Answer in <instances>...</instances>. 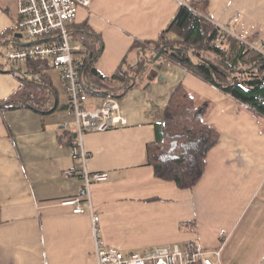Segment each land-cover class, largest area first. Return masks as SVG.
Returning a JSON list of instances; mask_svg holds the SVG:
<instances>
[{
  "label": "crops",
  "instance_id": "1",
  "mask_svg": "<svg viewBox=\"0 0 264 264\" xmlns=\"http://www.w3.org/2000/svg\"><path fill=\"white\" fill-rule=\"evenodd\" d=\"M194 2L215 25L264 46V0ZM182 5L92 0L79 10L75 25L94 31L102 42L95 69L109 81L100 87L116 96L128 119L124 128L85 134L84 162L73 155L79 137L61 73L47 62L39 67L37 60L8 61V51L38 42L18 27V0H0V103L29 82L45 89L35 95V107L0 110V264H98L97 238L125 254L194 241L208 251L221 250L224 264H264V119L167 58L146 64L142 74L136 71L155 50L146 45L141 53L134 44L159 40ZM180 85L210 103L206 121L221 134L192 189L157 178L148 157ZM107 96L90 97L88 108L97 109ZM85 169L107 173L108 179L87 188ZM69 171L75 175L67 176ZM86 194L100 217L98 236L89 210L74 214L61 204Z\"/></svg>",
  "mask_w": 264,
  "mask_h": 264
},
{
  "label": "trees",
  "instance_id": "2",
  "mask_svg": "<svg viewBox=\"0 0 264 264\" xmlns=\"http://www.w3.org/2000/svg\"><path fill=\"white\" fill-rule=\"evenodd\" d=\"M194 1L180 7L159 40L134 44L133 49L141 53L145 52L146 45L155 50L151 58L144 57L145 65L139 62L136 71L142 74L146 64H152L153 58L165 47L156 63L163 58L171 60L237 101L256 118L264 119V46L233 35H227L218 43L219 29L199 11ZM203 2L207 6L208 0ZM71 35L83 47L78 52L82 57L77 62L90 96L107 94L110 96L106 99L115 98L110 92L102 91L100 83L109 81V78L95 69L102 52L99 36L84 25H73ZM33 62L39 67L43 63ZM33 85L37 82L23 84L14 96L0 103V110L16 109L26 103L33 107L39 105L34 97L45 89ZM209 107L207 100L183 85L174 92L165 109V119L157 126V140L148 146L149 163L154 167L157 178L173 181L181 189H192L199 183L207 166V157L221 135L214 125L206 121Z\"/></svg>",
  "mask_w": 264,
  "mask_h": 264
},
{
  "label": "built area",
  "instance_id": "3",
  "mask_svg": "<svg viewBox=\"0 0 264 264\" xmlns=\"http://www.w3.org/2000/svg\"><path fill=\"white\" fill-rule=\"evenodd\" d=\"M185 5L190 0H178ZM92 0H18V27L22 34L37 44L8 51L6 57L11 63L27 60L47 62L58 70L65 83L69 99V112L75 119L76 135L79 141L73 144V155L84 162L88 153L82 147V138L87 133H100L128 126V119L123 115L120 103L115 98L106 99L97 109H89L87 102L90 91L82 78V72L74 57L81 52V46L71 44V27L76 24L81 8L91 6ZM239 19L236 18L235 22ZM219 29L217 42H222L227 35L236 36L230 28L216 24ZM69 130L72 125L64 126ZM75 175L67 172V176ZM82 178L87 188L97 182L108 179L107 173H92L85 169ZM90 195L77 196L61 201L63 206L71 207L74 214L92 215L95 234L99 235L100 217L94 214ZM87 203V205L85 204ZM96 256L98 264H224L222 251H208L194 241L181 245L154 246L142 252L125 254L122 251L105 247L97 238Z\"/></svg>",
  "mask_w": 264,
  "mask_h": 264
},
{
  "label": "water",
  "instance_id": "4",
  "mask_svg": "<svg viewBox=\"0 0 264 264\" xmlns=\"http://www.w3.org/2000/svg\"><path fill=\"white\" fill-rule=\"evenodd\" d=\"M165 47L161 48L160 51L158 52V54L153 58L152 63H156L157 61H159L163 55V53L165 52Z\"/></svg>",
  "mask_w": 264,
  "mask_h": 264
},
{
  "label": "rangeland",
  "instance_id": "5",
  "mask_svg": "<svg viewBox=\"0 0 264 264\" xmlns=\"http://www.w3.org/2000/svg\"><path fill=\"white\" fill-rule=\"evenodd\" d=\"M71 44L74 46V44L72 43V37H71ZM82 47V46H81ZM83 48V47H82ZM1 54V53H0ZM76 59H79L82 57V54L81 53H76L75 56H74ZM54 73V76H58L59 73L57 71H53Z\"/></svg>",
  "mask_w": 264,
  "mask_h": 264
}]
</instances>
